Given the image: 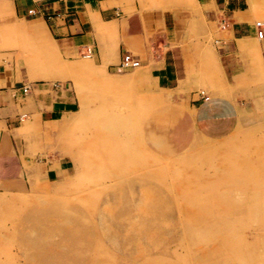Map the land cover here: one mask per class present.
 <instances>
[{
	"label": "rangeland",
	"instance_id": "1",
	"mask_svg": "<svg viewBox=\"0 0 264 264\" xmlns=\"http://www.w3.org/2000/svg\"><path fill=\"white\" fill-rule=\"evenodd\" d=\"M51 1L14 16L0 0V58H34L57 74L40 82L69 86L73 111L53 133L31 124L29 143L33 156L56 149L72 164L0 189V264H264V59L253 54L230 87L231 129L204 136L142 65L67 72L91 58L65 59L38 9Z\"/></svg>",
	"mask_w": 264,
	"mask_h": 264
},
{
	"label": "crops",
	"instance_id": "2",
	"mask_svg": "<svg viewBox=\"0 0 264 264\" xmlns=\"http://www.w3.org/2000/svg\"><path fill=\"white\" fill-rule=\"evenodd\" d=\"M147 1L148 7L139 0H53L38 9L48 14L47 30L67 61H77L76 55L91 58L67 64V72L95 65L111 69L129 52L158 87L175 95L176 107L181 105L194 132L208 137L227 133L237 117L230 87L248 74L253 54L264 59V34L258 37L254 25L264 21V0ZM3 5L11 9L9 1ZM29 5V0H12L14 16L35 12ZM26 65L15 62L14 55L0 58L2 190L27 189L35 173L59 179L72 164L69 155L56 149L31 154L29 126L53 133V126L73 111L74 97L68 85L40 82L57 74L37 71L36 59ZM213 71L217 82H212ZM126 80L108 78L112 84ZM21 85H27L23 93Z\"/></svg>",
	"mask_w": 264,
	"mask_h": 264
},
{
	"label": "built area",
	"instance_id": "3",
	"mask_svg": "<svg viewBox=\"0 0 264 264\" xmlns=\"http://www.w3.org/2000/svg\"><path fill=\"white\" fill-rule=\"evenodd\" d=\"M28 11L30 12L31 9H28ZM254 25L256 27V35L258 37H262V35L264 34V21L256 20V21H254ZM83 54L84 55H89V51L86 52V53H83ZM137 65H139L137 58H135L129 52H123L121 54L118 62L115 63L112 68L115 71H121L123 69L130 68V67H135ZM26 89H27V85H21V87H20L21 93L25 92Z\"/></svg>",
	"mask_w": 264,
	"mask_h": 264
},
{
	"label": "bare ground",
	"instance_id": "4",
	"mask_svg": "<svg viewBox=\"0 0 264 264\" xmlns=\"http://www.w3.org/2000/svg\"><path fill=\"white\" fill-rule=\"evenodd\" d=\"M9 202V201H8Z\"/></svg>",
	"mask_w": 264,
	"mask_h": 264
}]
</instances>
